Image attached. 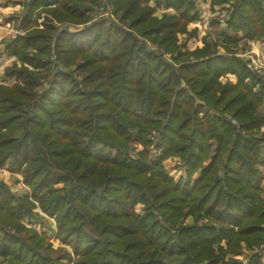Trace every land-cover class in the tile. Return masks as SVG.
Returning <instances> with one entry per match:
<instances>
[{
	"label": "trees",
	"instance_id": "16d2710c",
	"mask_svg": "<svg viewBox=\"0 0 264 264\" xmlns=\"http://www.w3.org/2000/svg\"><path fill=\"white\" fill-rule=\"evenodd\" d=\"M66 1L32 0L27 14L41 9L83 30L36 23L8 45L37 67L54 40L59 62L82 60L76 67L84 77L60 72L36 91L40 76L13 67L7 75L26 88L0 85V167L9 163L31 192L17 197L0 183V257L6 264H64L72 254L76 264H244L226 260L234 255L264 264V77L238 57L240 42L264 41V0H210L211 7L232 3L227 27L193 51L183 50L179 35L197 37L189 29L202 17L194 0H107L121 13L110 27L88 25ZM156 7L176 14L154 18ZM227 75L236 82L222 81ZM134 144L143 149L132 154ZM171 158L181 161L178 180L164 167ZM35 207L56 217V237L72 254L24 227L26 218L41 220Z\"/></svg>",
	"mask_w": 264,
	"mask_h": 264
},
{
	"label": "rangeland",
	"instance_id": "374dc122",
	"mask_svg": "<svg viewBox=\"0 0 264 264\" xmlns=\"http://www.w3.org/2000/svg\"><path fill=\"white\" fill-rule=\"evenodd\" d=\"M194 1H195L197 8L200 9V13H201L202 17H201L200 21H196L197 22L196 26H194V23H191L189 25V29H191V30L197 29L198 30L197 31V37H196L198 39L199 38L201 39L202 37L205 38L206 36H209V34L211 35V32L215 34L213 37H218L217 33L213 32V30L216 31V29H219L220 26L217 27V25H215V22H217V21L220 22L221 18L224 21L226 20L227 8H230L228 6L229 5L231 6L232 3H224V5H221V6L219 5V6H217L219 9H220V7L224 6V7H227L226 10L217 11V12H214V11L211 12L209 10V17H207V16L204 17L202 14V10L204 11V5L206 4L205 1H207V0H194ZM208 1L210 2V0H208ZM31 2H32V0H24V4L22 3V8H20V12L14 13V14L9 13L8 14L9 18H7V19L1 18L0 19V26L3 29V32H2L3 34L0 33V36H4L6 34L5 28L7 27V24H8L7 22H9V21H10V23L8 25H11L14 30L15 29L16 30H22L21 35H19L14 40L8 41L4 45V47L2 48V55L0 56V64H2V65H0V76H1L0 77V85L6 86L7 88H14V87L26 88L25 82L21 77L16 76V75L15 76L7 75V71L13 67L17 68L18 70L19 69H26L29 72H32V73L36 74L37 76H40L39 77L40 78V84L43 87L38 88L36 91H40L43 88L47 87L48 85L52 84L54 76L60 72H71V71H73L75 76H77L78 78H83L84 77L83 74L80 71L78 72L77 67H76V65L82 63L83 61L78 60V62H76L77 64H74V65L69 66V67H67L63 63L61 64L59 62V58L57 55V50L55 47L54 40H48L46 56H45V58H42V60H43V61L41 60L42 64L40 66H37V67H34L32 64L22 60L20 57L16 56L15 54L9 53L8 45L10 43L18 40L20 37H23L26 34V29L28 28V26H31V25L34 26V24H36V23L40 25L39 28L42 30L45 27H47L50 23H53L54 25H56L55 27L58 26L57 27L58 29H62L63 31L69 30L72 33L81 31L84 28V25L68 24V23H71L68 21L65 22L64 24L57 23L56 18L52 14L48 13L47 11H43L41 9L39 10L38 13L33 14L32 16H29L27 14V11H28V5H30ZM66 2L68 3L69 6H72L73 3H75L74 9H77L79 14H82L85 17H88L90 19V22L88 25H91L92 23H101V24H104L105 27H110L111 24L118 23L119 18L121 16V13L116 12V10L113 6L114 4L112 2L111 3L113 5L110 4V2L108 3L107 0H85V2L81 3V4H80V2H77L76 0H74V1L73 0H67ZM77 5H79V7ZM149 5L154 6V0H152ZM45 8H49L50 10H55V9H57V5L56 4H54L52 6L47 5V6H45ZM142 8H144V7L142 6ZM155 9L156 10H154V13H152V14H153V17L157 18V19H161L163 17V15H165V14H167V15L176 14V12L173 8L167 9L165 7H160V8L156 7ZM50 10H48V11H50ZM220 13H221V15H220ZM39 14H41V16L37 22V17L39 16ZM47 14H50V15H47ZM25 17H32V18L26 19ZM224 21H222L221 25L222 24L225 25ZM225 28H226V26L224 27V29ZM208 32H209V34H208ZM188 38H189V36L179 35L180 42L183 45V50L188 49V50L193 51L197 48V47L195 48V46L197 45L196 44L197 40L194 41L195 38H190V39H188ZM3 39L6 40L7 36L4 37ZM191 39L193 41H191ZM189 41H191V42L189 43ZM210 41H212V40H210ZM146 45L149 49H156V45L151 43V42H146ZM29 54L31 56L35 55L36 50L35 49L30 50ZM5 57L9 58L10 61H7L5 63H4V61H1V59H5ZM167 58H169L168 55H167ZM262 77H264V76H262ZM41 80H43V81H41ZM222 81L225 82L224 79ZM142 149H143L142 146L134 144V145H132L130 152L133 154V153H137V152L141 151ZM153 153L156 154L155 151H153ZM164 165H165L164 167L167 168V170L169 171V174L172 172L171 174L174 176L177 174L176 171L177 172L182 171L181 161L179 160V158L168 159L167 161L164 162ZM3 168H5L6 170H8L9 172H11L15 175L20 176V181H21L22 186H24L27 189L26 195L30 197V193H31L30 189L24 183L22 174L18 173L17 171L13 170L12 168H10L9 163L6 165V167H3ZM57 187L62 188L63 184H60ZM12 195H14V194H12ZM35 206H37V204ZM144 209H145V207L143 205H138L136 207V210L138 213H142L144 211ZM35 211H37V214L40 215L41 218L45 219V224L44 225H39V224L35 225V222L32 219L28 220V218H26L24 220V222H26V223L29 222L30 224H33L35 227H37V229H40L41 231H43V230L47 231L49 228H50V231H53V229H54L55 230V236L52 237V235L50 234L52 239L55 240L53 248L57 249L58 246L60 245L61 248H59L56 251L62 250V251H66L69 254H72L71 247L69 245L63 244L60 241H58V239L56 237L57 236L56 217L55 216H52V217L47 216L39 208H36ZM190 222H191V220H188V223H190ZM38 226H40V227H38ZM260 250H261V256H262V254L264 253V240H263L262 245L260 246ZM245 252L247 254H250V252L247 251L246 249H245ZM61 254H63V253L61 252ZM77 259H78V256H74L72 254V259L71 260L65 259L64 264H76ZM229 259L238 260L244 264H246L247 260H248L247 258H245L243 256H234V255L233 256L229 255V257L226 260H229Z\"/></svg>",
	"mask_w": 264,
	"mask_h": 264
},
{
	"label": "crops",
	"instance_id": "0c3cea01",
	"mask_svg": "<svg viewBox=\"0 0 264 264\" xmlns=\"http://www.w3.org/2000/svg\"><path fill=\"white\" fill-rule=\"evenodd\" d=\"M22 3L24 4V0H0V19L1 18H4V19L9 18L8 17L9 13L14 14V13L20 12V8H22ZM205 3L206 4L204 5V11L202 10V14L204 17L205 16L209 17V10L211 12L212 11L217 12V11L226 10V8H227L224 6L220 7V9L217 6L211 7L210 2L208 0L205 1ZM199 11H200V9H199ZM220 15H221V13H220ZM222 21H224V20H222V18H221L220 22L219 21L215 22V25H217V27L220 26L219 29H216V31L213 30V32L217 33L218 37H213L215 34L211 32V35H210L208 32L209 36H206V38H205L207 40V42H211L210 40H216L220 37L221 32L223 30H225L224 27L225 26L227 27L226 20L224 21L225 25L224 24L221 25ZM7 23L9 24L10 21ZM196 25H197V22L194 23V26H196ZM2 32H3V29L0 26V33H2ZM191 41H193V40L191 39ZM191 41H189V43ZM194 41H196V44H197L195 46V48L196 47L197 48L203 47V45H204L203 37L201 39L195 38ZM222 52H224L223 49H221V53ZM238 55H239L241 61L246 65V67H247V63L249 61L256 60V59L260 64H262L264 66V41H242V42H240L239 46H238ZM1 61H4V63H5L7 61H10V59L5 57V59H1ZM0 65H2V64H0ZM253 74H256V73H253ZM256 75H258V74H256ZM258 76H260V75H258ZM260 77H262V76H260ZM223 79L225 81H231L232 83L236 82V76H234V75H227V77H225ZM255 91L259 92L260 88L257 86L255 88ZM258 114L264 115V106L262 108H260V110L258 111ZM261 132H264V126L261 128ZM261 160H262V164H261V168H260V171H261L260 174L262 177V187L264 188V155L261 158ZM171 173H170V175H172ZM176 173L177 174L175 176L172 175L175 177L176 180L180 179V176H183V170L180 172L176 171ZM0 183L6 185L9 188V190L11 191V193L17 197H23L27 194V189L24 186H22V184H21L20 176L15 175V174L9 172L8 170H6L5 168H2V167H0ZM263 197H264V195H263ZM35 212H37V211H35ZM34 222H35V225H37V224L44 225L45 219L41 218V220H34ZM22 224L24 225V227L26 229H33V230L37 231L39 234L44 235L47 239H49L51 241L52 248L54 247V241L55 240L52 239V237L55 236V230L54 229H53V231H50V228L47 231H45V230L41 231L40 229H37V227H35L33 224H30L29 222L28 223L24 222V220H23ZM38 227H40V226H38ZM50 234L52 235V237ZM0 235H3V233L0 232ZM22 237H24V238L26 237L24 233L22 234ZM59 248H61L60 245L58 246L57 249H54V248L53 249L58 250ZM261 257H262V261L264 262V253L262 254ZM62 261L64 262V260H62ZM0 264H6V262L4 261V259L2 257H0Z\"/></svg>",
	"mask_w": 264,
	"mask_h": 264
},
{
	"label": "built area",
	"instance_id": "2783aa9c",
	"mask_svg": "<svg viewBox=\"0 0 264 264\" xmlns=\"http://www.w3.org/2000/svg\"><path fill=\"white\" fill-rule=\"evenodd\" d=\"M6 30V34L4 36H0V56L2 55V48L4 47V45L11 40L16 39L19 35L22 34V30H14L12 28L11 25H7V27L5 28ZM7 36V39H3L4 37ZM247 68L252 72V73H256L260 76H264V66L262 64H260L257 59L256 60H252L249 61L247 63ZM231 123L234 126L238 125V122L235 119L231 120Z\"/></svg>",
	"mask_w": 264,
	"mask_h": 264
}]
</instances>
